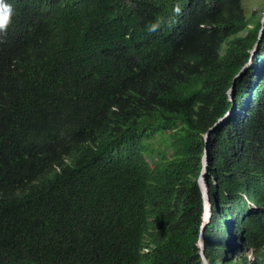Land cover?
I'll return each instance as SVG.
<instances>
[{
  "label": "trees",
  "instance_id": "trees-1",
  "mask_svg": "<svg viewBox=\"0 0 264 264\" xmlns=\"http://www.w3.org/2000/svg\"><path fill=\"white\" fill-rule=\"evenodd\" d=\"M262 21L0 0V264H264Z\"/></svg>",
  "mask_w": 264,
  "mask_h": 264
},
{
  "label": "rangeland",
  "instance_id": "rangeland-1",
  "mask_svg": "<svg viewBox=\"0 0 264 264\" xmlns=\"http://www.w3.org/2000/svg\"><path fill=\"white\" fill-rule=\"evenodd\" d=\"M244 8H245L246 16L250 21L254 22L256 17L261 21L264 19V0H244ZM254 14H256V15H254ZM157 139L153 145V148L156 150L157 149H163L160 147ZM163 139L165 141L168 140V134L165 137H163ZM204 218H205V216H204ZM208 221H209V217H208Z\"/></svg>",
  "mask_w": 264,
  "mask_h": 264
},
{
  "label": "water",
  "instance_id": "water-1",
  "mask_svg": "<svg viewBox=\"0 0 264 264\" xmlns=\"http://www.w3.org/2000/svg\"><path fill=\"white\" fill-rule=\"evenodd\" d=\"M262 22H264V19H263ZM233 98H234V96H233V94H232V95H231V100H232V101H233ZM233 109H234V107H233ZM233 109L230 111L229 114H232ZM229 114H228V115H229ZM223 122H224V120H223L222 122H220L219 124H221V123H223ZM219 124H218V125H219ZM209 140H210V133L207 134V147H206V154H205V158H204V164H205V166H206V164H207V158H208V145H209ZM204 173H205V170L203 171V174H204ZM200 185H201V188H202L203 193H204V196H205V203H206V201L209 203V207H210V216H211L212 208H213V207L211 206V204H210V202H209L208 195H207V187H206V184H205V181H204L203 177H201ZM204 225H205V224H204ZM204 225H203V229H204ZM200 246H201V248H202V252H201V254H202L203 258H204L203 236H202V241H201V243H200ZM204 261H206L205 258H204Z\"/></svg>",
  "mask_w": 264,
  "mask_h": 264
},
{
  "label": "bare ground",
  "instance_id": "bare-ground-1",
  "mask_svg": "<svg viewBox=\"0 0 264 264\" xmlns=\"http://www.w3.org/2000/svg\"><path fill=\"white\" fill-rule=\"evenodd\" d=\"M208 217L210 218V207H209V203L206 201V211H205L204 224L207 223Z\"/></svg>",
  "mask_w": 264,
  "mask_h": 264
},
{
  "label": "clouds",
  "instance_id": "clouds-1",
  "mask_svg": "<svg viewBox=\"0 0 264 264\" xmlns=\"http://www.w3.org/2000/svg\"><path fill=\"white\" fill-rule=\"evenodd\" d=\"M201 180V179H200ZM204 194V193H203ZM205 197V196H204ZM205 209H206V203H205ZM211 217V216H210ZM210 219V218H209ZM204 225V224H203ZM205 226V225H204ZM201 243V242H200Z\"/></svg>",
  "mask_w": 264,
  "mask_h": 264
}]
</instances>
